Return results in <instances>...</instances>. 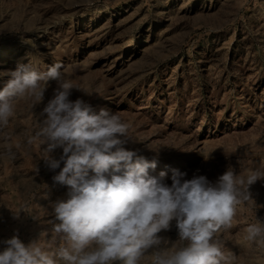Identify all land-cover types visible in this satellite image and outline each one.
<instances>
[{
	"label": "rangeland",
	"instance_id": "rangeland-1",
	"mask_svg": "<svg viewBox=\"0 0 264 264\" xmlns=\"http://www.w3.org/2000/svg\"><path fill=\"white\" fill-rule=\"evenodd\" d=\"M56 63L76 88L70 99L128 125L126 147L157 162L151 176L165 171L170 185L172 169L213 182L230 167L245 179L264 172V0H0V89L18 65ZM55 87L42 103L18 99L0 127V250L14 235L46 251L62 243L48 221L68 187L53 181L60 169L35 135ZM249 191L253 201L217 233L234 264H264L245 231L264 222V179ZM160 235L174 243L175 222Z\"/></svg>",
	"mask_w": 264,
	"mask_h": 264
},
{
	"label": "clouds",
	"instance_id": "clouds-1",
	"mask_svg": "<svg viewBox=\"0 0 264 264\" xmlns=\"http://www.w3.org/2000/svg\"><path fill=\"white\" fill-rule=\"evenodd\" d=\"M61 69L59 63L44 72L21 64L5 73L10 79L0 89V127L9 123L18 99L42 103L55 82L35 135L47 144L48 167L60 169L53 181L68 187L67 198L52 203L54 220L48 221L52 240L62 243L46 251L14 235L3 242L0 264H140L146 257L150 264H234L217 233L232 227L238 205L253 201L249 188L264 172L245 179L230 167L213 182L203 175L185 179L186 173L172 169L170 185L165 171L151 176L157 162L126 147L128 125L82 97L70 99L76 88ZM56 149H62L58 159L49 155ZM173 222L174 243L160 235ZM245 231L248 241L264 246V222L257 219Z\"/></svg>",
	"mask_w": 264,
	"mask_h": 264
}]
</instances>
